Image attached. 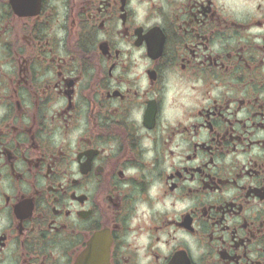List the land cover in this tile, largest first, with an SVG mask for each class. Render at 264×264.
I'll list each match as a JSON object with an SVG mask.
<instances>
[{
    "label": "flooded vegetation",
    "instance_id": "1",
    "mask_svg": "<svg viewBox=\"0 0 264 264\" xmlns=\"http://www.w3.org/2000/svg\"><path fill=\"white\" fill-rule=\"evenodd\" d=\"M135 2L0 0V264H264V0Z\"/></svg>",
    "mask_w": 264,
    "mask_h": 264
},
{
    "label": "clouds",
    "instance_id": "2",
    "mask_svg": "<svg viewBox=\"0 0 264 264\" xmlns=\"http://www.w3.org/2000/svg\"><path fill=\"white\" fill-rule=\"evenodd\" d=\"M218 3L223 5L225 9L234 11H241L245 8L254 9V4L248 3L247 0H218ZM133 6L137 8L141 16L145 14L147 4L138 5L136 4L135 0H133ZM253 31H256V29H253Z\"/></svg>",
    "mask_w": 264,
    "mask_h": 264
}]
</instances>
